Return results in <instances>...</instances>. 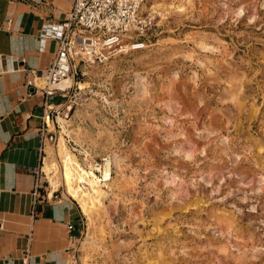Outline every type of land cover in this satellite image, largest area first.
Masks as SVG:
<instances>
[{"label":"rangeland","instance_id":"obj_1","mask_svg":"<svg viewBox=\"0 0 264 264\" xmlns=\"http://www.w3.org/2000/svg\"><path fill=\"white\" fill-rule=\"evenodd\" d=\"M146 8L147 46L82 65L50 122L56 158L64 136L84 170L113 161L92 220L60 169L76 264H264V0Z\"/></svg>","mask_w":264,"mask_h":264},{"label":"crops","instance_id":"obj_2","mask_svg":"<svg viewBox=\"0 0 264 264\" xmlns=\"http://www.w3.org/2000/svg\"><path fill=\"white\" fill-rule=\"evenodd\" d=\"M71 6L72 0H0V264H76L84 215L71 199L48 198L42 173L49 153L40 134L45 105L58 109L63 96L27 84L51 64Z\"/></svg>","mask_w":264,"mask_h":264},{"label":"built area","instance_id":"obj_3","mask_svg":"<svg viewBox=\"0 0 264 264\" xmlns=\"http://www.w3.org/2000/svg\"><path fill=\"white\" fill-rule=\"evenodd\" d=\"M146 3L147 0H72L71 10L56 38L57 50L51 64L45 70L37 71L27 84L44 90L50 97L65 96L73 84L64 88L59 84L70 76L74 80L82 65L102 63L116 51L124 53L145 48L148 43L144 37L154 27L156 20V15L146 8ZM55 112L57 109L45 105L44 125L40 134L50 142L55 139V132L51 130L49 119L53 118ZM102 161L97 170H90L100 182L107 179L104 164L110 162L111 158L108 156ZM42 173L44 177L47 176L44 170ZM109 174H112V170ZM40 177L34 191V205L41 198ZM80 183L88 185L82 180ZM49 186L51 188L50 182ZM58 192L59 188L53 191L51 188L46 190V196L58 198ZM73 227L69 224L70 229Z\"/></svg>","mask_w":264,"mask_h":264},{"label":"bare ground","instance_id":"obj_4","mask_svg":"<svg viewBox=\"0 0 264 264\" xmlns=\"http://www.w3.org/2000/svg\"><path fill=\"white\" fill-rule=\"evenodd\" d=\"M73 83L74 80L70 76L64 79L59 86L64 88ZM70 109H72V106H69V110ZM61 119L62 118H60V120ZM57 146L55 154L57 158L53 156L52 149L49 147L48 151L50 155L46 156L44 162V170L50 180L52 191L58 190L61 184L59 173L60 169H62V174L64 176L63 183L67 188V192L78 201L82 212L87 216L88 220H92L93 216H95L94 214L102 208L103 197L106 195V191L103 189L102 185H100L101 182L96 178L94 172L84 170L80 164L77 163L74 155L69 150L64 136L59 137ZM58 161H60L62 168H60ZM112 164L113 161H108L104 164V171L108 175L104 183L110 181L112 178V174H109V171L112 170ZM80 180L88 185L86 186L80 183ZM87 187H91L90 190L87 191Z\"/></svg>","mask_w":264,"mask_h":264}]
</instances>
